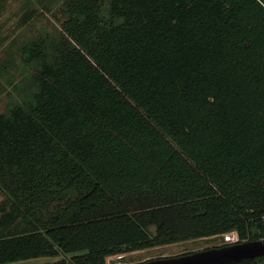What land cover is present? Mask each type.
<instances>
[{"label":"trees","instance_id":"trees-1","mask_svg":"<svg viewBox=\"0 0 264 264\" xmlns=\"http://www.w3.org/2000/svg\"><path fill=\"white\" fill-rule=\"evenodd\" d=\"M62 8L23 49L33 102L0 114V264L264 240V0Z\"/></svg>","mask_w":264,"mask_h":264},{"label":"rangeland","instance_id":"rangeland-1","mask_svg":"<svg viewBox=\"0 0 264 264\" xmlns=\"http://www.w3.org/2000/svg\"><path fill=\"white\" fill-rule=\"evenodd\" d=\"M62 3L63 0H0V114H9L13 107L33 102L38 91L33 79L37 65L24 62L23 49L38 37L59 35L65 18ZM28 12H35L36 16L24 24V16ZM4 201L5 197L0 193V205ZM13 228L9 227V231ZM150 230L155 233V226H151ZM226 235H230L233 241L240 239L236 232L194 238L155 248L127 251L110 256L106 261L107 264H141L152 259L176 257L223 245ZM76 254L34 258L13 264H53L64 259L68 261L69 257Z\"/></svg>","mask_w":264,"mask_h":264},{"label":"water","instance_id":"water-1","mask_svg":"<svg viewBox=\"0 0 264 264\" xmlns=\"http://www.w3.org/2000/svg\"><path fill=\"white\" fill-rule=\"evenodd\" d=\"M261 257H264V240L234 243L192 254L153 259L141 264H228Z\"/></svg>","mask_w":264,"mask_h":264},{"label":"built area","instance_id":"built-area-1","mask_svg":"<svg viewBox=\"0 0 264 264\" xmlns=\"http://www.w3.org/2000/svg\"><path fill=\"white\" fill-rule=\"evenodd\" d=\"M225 240H226V243H230V244H234L237 242V241H233L230 235H226Z\"/></svg>","mask_w":264,"mask_h":264}]
</instances>
